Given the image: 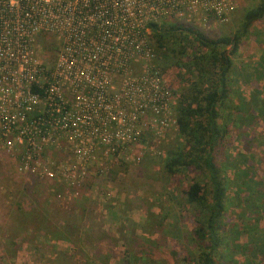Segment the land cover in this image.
I'll list each match as a JSON object with an SVG mask.
<instances>
[{"label":"built area","instance_id":"obj_1","mask_svg":"<svg viewBox=\"0 0 264 264\" xmlns=\"http://www.w3.org/2000/svg\"><path fill=\"white\" fill-rule=\"evenodd\" d=\"M237 2L0 0V150L22 174L72 187L126 161L142 138L175 125L149 24L220 25Z\"/></svg>","mask_w":264,"mask_h":264},{"label":"rangeland","instance_id":"obj_2","mask_svg":"<svg viewBox=\"0 0 264 264\" xmlns=\"http://www.w3.org/2000/svg\"><path fill=\"white\" fill-rule=\"evenodd\" d=\"M258 2L238 0L224 24L187 23L199 27L207 37L231 36L238 30L242 13ZM263 51L264 18L249 27L231 57L233 102L240 98L247 101L253 91L264 86ZM144 139L142 148L138 144L131 148L129 159L112 161L105 174L91 175L76 187L22 174L17 161L0 150V246L4 251L12 249L9 254L4 252L3 264H186L195 249L190 237L195 227L194 210L184 202L181 190L192 179L204 180L203 175L189 170L169 177L164 172L166 152L181 146L174 127L167 128L163 135H147ZM227 142L230 161L222 174L228 183L224 223L230 228L244 223L241 213L250 211L241 203L243 194L238 193L236 183L252 178L257 181V189L264 190V124H235ZM51 153L57 161L66 157L62 152ZM232 167L244 170L247 177L236 179ZM15 203L22 206L24 217L27 205L32 204L51 226L70 221L74 233L82 226H88L90 232L82 231L79 244L74 246L43 237L42 231L32 229L34 220H26L29 223L23 226L24 218H19L21 212L16 213ZM259 224L264 226V220ZM22 228L25 231L20 234ZM8 240L12 246H6ZM97 243L99 249L95 250ZM243 254L252 260L259 257H251L248 251ZM224 259L220 264H231Z\"/></svg>","mask_w":264,"mask_h":264},{"label":"trees","instance_id":"obj_3","mask_svg":"<svg viewBox=\"0 0 264 264\" xmlns=\"http://www.w3.org/2000/svg\"><path fill=\"white\" fill-rule=\"evenodd\" d=\"M263 18L264 0H259L242 13L238 30L231 36L207 37L199 27L181 20H160L149 24L152 64L172 89L173 127L181 139L180 147L166 152L162 168L169 177L196 170L204 179H192L181 190L184 202L194 210L195 227L190 237L195 249L190 260H185L186 264H220L226 260L224 257L231 264H264V226L259 224L264 220V190H258L257 181L253 182L252 178V181L246 178L244 182L239 180L236 183L238 193L243 194L239 199L250 211L241 213L244 223L228 228L224 223L228 183L222 174L230 161L227 141L235 124H264V86L253 91L247 101L240 98L233 102L230 96L231 57L247 36L249 27ZM46 40L47 37L43 36L39 43L44 55L53 50ZM261 55L263 63L264 51ZM260 94L263 96L259 97ZM144 143L146 139L142 138L137 144L142 148ZM232 169L236 179L247 177L244 170ZM27 206L24 217L22 206L13 204L16 213L21 212L19 218H24L23 226L34 220L32 229L42 231L43 237L74 246L82 231L84 234L90 232L88 226H82L83 229L74 233L70 221L51 226L38 208L32 204ZM9 243L8 240L7 247L12 246ZM98 247L99 243L95 250ZM9 250L12 251L10 248L4 251L0 246V264H3L4 252L9 254ZM246 251L253 258L257 254L259 257L247 259L248 255L243 254ZM97 264L102 263L97 261Z\"/></svg>","mask_w":264,"mask_h":264}]
</instances>
